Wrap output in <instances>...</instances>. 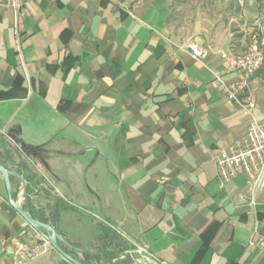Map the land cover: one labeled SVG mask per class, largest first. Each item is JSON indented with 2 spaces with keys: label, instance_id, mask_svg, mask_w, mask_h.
<instances>
[{
  "label": "crops",
  "instance_id": "0c3cea01",
  "mask_svg": "<svg viewBox=\"0 0 264 264\" xmlns=\"http://www.w3.org/2000/svg\"><path fill=\"white\" fill-rule=\"evenodd\" d=\"M171 17V0H0V166L18 173L25 154L35 174H20L26 189L11 178L14 199L82 264H112L123 235L168 264H264V188L223 185L216 165L251 123L222 54L255 33L264 46L259 3L216 0L184 34ZM249 91L264 123V78ZM46 180L56 193L38 191ZM42 236L0 176V264ZM29 264L73 263L51 247Z\"/></svg>",
  "mask_w": 264,
  "mask_h": 264
},
{
  "label": "built area",
  "instance_id": "2783aa9c",
  "mask_svg": "<svg viewBox=\"0 0 264 264\" xmlns=\"http://www.w3.org/2000/svg\"><path fill=\"white\" fill-rule=\"evenodd\" d=\"M186 49L191 52L195 60L200 62H204L210 55L209 49L195 43H189ZM222 57L230 70L243 76L240 83L226 87V92L228 99L250 116L251 123L243 137L220 150L216 161L218 176L223 185L238 176H246L253 195L264 188V123L257 121L255 110L248 103V99L251 97L249 93L251 80L264 63V50L259 34L255 33L242 51L232 50L222 54ZM43 190L49 193L57 192L56 187L48 180L40 186L38 191L41 193ZM123 238L125 246L112 260V264H168L160 260L148 246L126 235H123ZM260 246L264 248V241L260 243ZM50 248L51 246L44 236H42L41 242L33 247L22 241H17L12 250L13 264H29L47 254Z\"/></svg>",
  "mask_w": 264,
  "mask_h": 264
},
{
  "label": "water",
  "instance_id": "95a60500",
  "mask_svg": "<svg viewBox=\"0 0 264 264\" xmlns=\"http://www.w3.org/2000/svg\"><path fill=\"white\" fill-rule=\"evenodd\" d=\"M21 139H22L21 136H19L18 141L21 142ZM0 176L2 177V179L5 183L11 207L18 214H20L27 221V223L30 226H32L34 229H36L38 231L45 232V235H43V234L42 235L45 237V239L48 241L50 246L56 252L61 254L66 260H68L69 262H71L73 264H82L80 261H78L77 259L73 258L72 256L68 255L67 253H65L63 251L60 243H65V240L51 225L43 223L39 220H35L34 218H32L30 215H28L24 211L22 205L14 199V192H13V188H12V184H11V178L12 177L18 178L20 180V182L22 183L23 188L26 189L27 185H26L24 178L19 173H17L16 171L10 170L4 166H0ZM108 247H110V248L114 247L116 249L118 246H114L112 242H109ZM82 252H85V251L82 250ZM99 255L101 257H104L103 254H99Z\"/></svg>",
  "mask_w": 264,
  "mask_h": 264
},
{
  "label": "rangeland",
  "instance_id": "374dc122",
  "mask_svg": "<svg viewBox=\"0 0 264 264\" xmlns=\"http://www.w3.org/2000/svg\"><path fill=\"white\" fill-rule=\"evenodd\" d=\"M215 2L216 0H171V23L174 31L180 34L192 31L200 18L210 15ZM250 41L251 37L245 39L244 46L248 45ZM241 48L239 47V49ZM262 48L264 50V46Z\"/></svg>",
  "mask_w": 264,
  "mask_h": 264
},
{
  "label": "trees",
  "instance_id": "16d2710c",
  "mask_svg": "<svg viewBox=\"0 0 264 264\" xmlns=\"http://www.w3.org/2000/svg\"><path fill=\"white\" fill-rule=\"evenodd\" d=\"M257 2L259 3V9L260 12L264 18V0H257ZM259 77L264 78V63L262 65V68L257 72L256 74ZM20 144V143H19ZM27 148V146H26ZM15 153L18 155L19 157V164L17 165V171L19 174L24 175V172H29L30 175L35 174V171L33 170V167L31 165V162L29 160H27L25 154L18 150L15 149ZM26 179V176H25ZM46 223H48V221H44ZM43 235H45V232L40 231ZM88 257H92L93 259H99L101 256L99 254H87Z\"/></svg>",
  "mask_w": 264,
  "mask_h": 264
}]
</instances>
